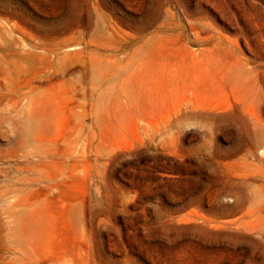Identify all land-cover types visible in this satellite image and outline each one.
I'll use <instances>...</instances> for the list:
<instances>
[{
  "label": "rangeland",
  "instance_id": "1",
  "mask_svg": "<svg viewBox=\"0 0 264 264\" xmlns=\"http://www.w3.org/2000/svg\"><path fill=\"white\" fill-rule=\"evenodd\" d=\"M0 264H264V0H0Z\"/></svg>",
  "mask_w": 264,
  "mask_h": 264
}]
</instances>
